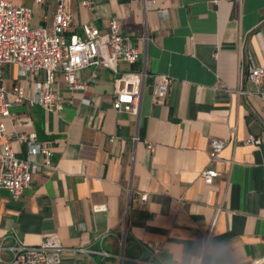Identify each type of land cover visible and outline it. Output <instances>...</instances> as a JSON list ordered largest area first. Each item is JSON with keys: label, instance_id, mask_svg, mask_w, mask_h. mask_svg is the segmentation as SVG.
<instances>
[{"label": "crops", "instance_id": "1", "mask_svg": "<svg viewBox=\"0 0 264 264\" xmlns=\"http://www.w3.org/2000/svg\"><path fill=\"white\" fill-rule=\"evenodd\" d=\"M13 3L31 8L32 27L53 26L58 0ZM66 10L74 18L68 40L87 24L106 34L120 21L141 60L119 72L146 71L140 112L114 109L118 75L110 69L79 72L89 87L75 94L59 73L64 103L48 112L31 102L34 86L18 67L5 66L0 83L27 90L10 109L8 134L35 133L53 155L51 167L38 157L20 198L0 191V241L37 246L57 235L62 264H119L126 220L124 264L148 255L147 246L160 248L158 263L193 264L216 221L203 264L264 261V96L250 80L252 67L264 68V0H66ZM157 75L173 80L164 103L154 98ZM251 137L261 144H246ZM213 140L228 143L215 161ZM12 146L27 158L26 144ZM208 168L219 173L212 185L202 179ZM142 194L145 203L135 198Z\"/></svg>", "mask_w": 264, "mask_h": 264}, {"label": "built area", "instance_id": "2", "mask_svg": "<svg viewBox=\"0 0 264 264\" xmlns=\"http://www.w3.org/2000/svg\"><path fill=\"white\" fill-rule=\"evenodd\" d=\"M41 3L42 0H35ZM92 2H83L90 7ZM162 14L164 12H161ZM32 10L26 6H17L13 0H0V81L3 78L4 67L14 65L19 69V76L24 82L34 86V97L31 102L40 105L48 112H57L64 103V97L57 87V75L61 73L72 93L86 91L87 81L80 82L77 74L89 68L110 69L118 75V88L115 92L113 107L117 112L138 116L143 95V82L146 71L140 73H120L121 63L134 65L141 60L140 50L133 44L131 38L124 34L119 20L110 22L109 32L102 34L92 24L83 27V36L66 38L67 31L74 23L73 15L66 10V0H58V8L54 15L51 28L32 27ZM98 74L94 72L90 82H96ZM251 82L260 87L264 96V68L254 66L250 70ZM173 80L167 75L155 77L154 98L157 103H164L167 99ZM27 100L25 84L8 90L0 83V140L6 142L0 148V191L8 190L11 196L18 199L22 196L39 170L38 157H44V165L52 166V151L37 140L35 133L8 134L7 119L10 109L15 104ZM12 140L26 144L28 153L26 159L16 156ZM135 140H138L136 137ZM260 138L251 137L246 144L260 145ZM228 145L221 140L211 143L210 158L215 161ZM219 177L217 170L208 168L202 173L205 184L212 185ZM136 200L145 203L147 194L136 196ZM96 212L106 210V206H95ZM124 230L119 240V264H124L125 252L128 246L127 221L124 220ZM216 221L205 234L200 252L193 264H203L204 257L212 237ZM6 239L0 241V264H62L66 251L59 236L46 238L40 245L30 246L14 239L11 246L5 245ZM148 255L130 259L135 264H162L156 262L160 248L156 246L144 247ZM77 252H90L79 249ZM10 254V255H9ZM104 257H110L108 252H100ZM9 255V257H7ZM257 262V264H262Z\"/></svg>", "mask_w": 264, "mask_h": 264}, {"label": "rangeland", "instance_id": "3", "mask_svg": "<svg viewBox=\"0 0 264 264\" xmlns=\"http://www.w3.org/2000/svg\"><path fill=\"white\" fill-rule=\"evenodd\" d=\"M33 27H35V26H33Z\"/></svg>", "mask_w": 264, "mask_h": 264}]
</instances>
